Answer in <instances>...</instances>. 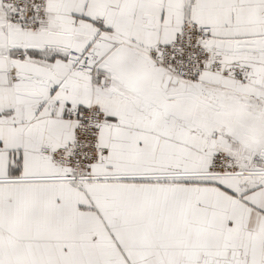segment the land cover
I'll list each match as a JSON object with an SVG mask.
<instances>
[{
    "label": "snow or ice",
    "instance_id": "snow-or-ice-1",
    "mask_svg": "<svg viewBox=\"0 0 264 264\" xmlns=\"http://www.w3.org/2000/svg\"><path fill=\"white\" fill-rule=\"evenodd\" d=\"M0 264H264V0H0Z\"/></svg>",
    "mask_w": 264,
    "mask_h": 264
}]
</instances>
